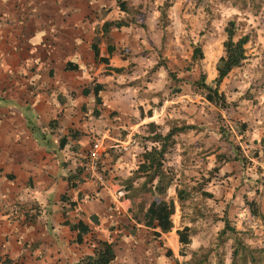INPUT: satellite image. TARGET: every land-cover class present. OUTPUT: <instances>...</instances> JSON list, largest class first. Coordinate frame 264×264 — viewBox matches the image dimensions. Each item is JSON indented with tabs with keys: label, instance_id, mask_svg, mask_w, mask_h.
Here are the masks:
<instances>
[{
	"label": "crops",
	"instance_id": "0c3cea01",
	"mask_svg": "<svg viewBox=\"0 0 264 264\" xmlns=\"http://www.w3.org/2000/svg\"><path fill=\"white\" fill-rule=\"evenodd\" d=\"M160 2L0 0V264H75L98 240L116 244L112 264H181L195 249L178 235L176 186L167 197L179 220L162 232L137 214L130 182L106 179L89 157L99 141L108 175L132 160L135 171L136 135L159 125L154 74L171 88L155 64Z\"/></svg>",
	"mask_w": 264,
	"mask_h": 264
},
{
	"label": "rangeland",
	"instance_id": "374dc122",
	"mask_svg": "<svg viewBox=\"0 0 264 264\" xmlns=\"http://www.w3.org/2000/svg\"><path fill=\"white\" fill-rule=\"evenodd\" d=\"M161 4L164 8V2ZM162 6L159 24L165 37L161 51L156 50L161 54L155 64L159 62L161 71H171L186 84L182 93L171 96L167 85L163 88L165 73L154 74L151 94L155 111L161 116L159 128L166 134L173 126L195 127L176 137V146L165 162V169L175 175L176 187L189 192L181 204L176 197L180 226L189 228L194 240L191 246L195 249L188 251L186 261L197 263L204 259L202 264H229L236 242L240 241L260 259L258 264H264V247H259L264 238V0H173L164 14ZM231 21L234 41L248 37L244 46L246 60L217 88L228 106L220 107L209 102L194 82L203 76L208 86L215 87L218 60L225 55V28ZM196 46L201 49L202 59H192ZM126 154L128 150L122 157H128ZM237 155L239 161L231 160ZM219 156L230 161L221 164ZM105 160L106 155H100L96 168L101 167L106 179L121 185L135 178L131 171L133 160L131 164L122 163L125 173L114 177V173L108 175ZM201 182H207L203 190L212 198L192 190ZM148 198L134 199L132 195L131 201L138 209L141 205L143 211ZM251 206L259 212H251ZM177 214L175 211L171 216L176 223ZM225 217L234 234L220 235ZM257 250L263 253H255ZM236 261L239 263L238 258Z\"/></svg>",
	"mask_w": 264,
	"mask_h": 264
},
{
	"label": "trees",
	"instance_id": "16d2710c",
	"mask_svg": "<svg viewBox=\"0 0 264 264\" xmlns=\"http://www.w3.org/2000/svg\"><path fill=\"white\" fill-rule=\"evenodd\" d=\"M172 3L173 0H165L163 4L164 8L162 6L161 14H164V10L168 7H171ZM124 24L126 23H105L104 29L107 30L110 27L120 28ZM161 29H163L162 26ZM225 32L227 33V40L223 44L225 55L220 57L218 60V65L216 67L218 75L213 81L215 87L213 88L208 86L205 83V78L203 76H201L198 81L194 82L195 86L204 91L205 97L209 100V102L220 107L228 106L226 104L225 97L222 94H218L217 88L233 69L240 67L246 60L244 46L248 42V37H241L234 41V23L232 21L229 22L225 28ZM202 58L203 54L201 49L200 47L196 46L193 49L192 59L196 60ZM157 66H160V64ZM168 77L171 83L169 94H171V96H178L180 93H182L186 81L182 78H178L171 71H168ZM159 127V125L149 123L146 125V127L141 129L143 134L136 135L137 141L143 148V151L138 155L140 157V162L134 171L135 178H132L131 180L133 181L140 179V181H138L137 186H133L131 183L132 181L130 180L128 189L131 193V196L133 195L134 199L138 197H149L148 207L144 212L140 210L142 206L138 205L139 212H137V214L143 216L142 220L144 223L149 227H159L162 232H168L173 227L171 216L175 213V206L173 200L168 199L167 192L169 188L176 186L177 180L172 171L165 169V162L170 151L173 149V146H176V137L195 129V127L193 125L173 126L166 134H163ZM243 127V125H240L239 128L243 130ZM218 159L221 161V164L230 161V159L225 156H219ZM239 159L240 157L237 155L231 160L239 161ZM80 173L81 171H77L75 175L71 174L68 176L70 187L74 188L76 186V184L72 181L73 178L78 177ZM206 184L207 182L198 183V185L192 190L194 192H199L205 198H212V194L203 190L204 185ZM175 192L180 204L189 197V192L186 193V190H181L176 187ZM66 199V195L61 197V201H66ZM251 212L257 213L259 212V209L255 206H251ZM223 221L224 229L220 235H224L227 232L234 234L235 230L229 225L226 217L223 218ZM178 235L182 244L190 243V240L188 239L190 236L189 228L184 227L182 231H178ZM251 253L252 251L250 248L243 246L240 241H237L236 246L232 251L231 261L229 264H258L260 259ZM255 253H263V250H257ZM115 257L116 244L113 242L98 240L95 241L93 254L83 258L81 261L75 264H112V262L115 260ZM237 258L239 263L236 261ZM204 261V259L197 263L186 261L182 262L181 264H202Z\"/></svg>",
	"mask_w": 264,
	"mask_h": 264
},
{
	"label": "built area",
	"instance_id": "2783aa9c",
	"mask_svg": "<svg viewBox=\"0 0 264 264\" xmlns=\"http://www.w3.org/2000/svg\"><path fill=\"white\" fill-rule=\"evenodd\" d=\"M103 144L99 141L93 143L91 147V152L89 154L90 160L92 161L93 168H96L97 162L99 161V157L102 152Z\"/></svg>",
	"mask_w": 264,
	"mask_h": 264
}]
</instances>
